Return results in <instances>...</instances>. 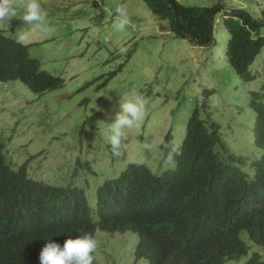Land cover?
<instances>
[{
	"label": "trees",
	"instance_id": "trees-1",
	"mask_svg": "<svg viewBox=\"0 0 264 264\" xmlns=\"http://www.w3.org/2000/svg\"><path fill=\"white\" fill-rule=\"evenodd\" d=\"M130 1L120 0L117 5H127ZM142 1L155 19L168 22L170 30L178 38L188 39L202 48L212 45L214 19L224 10L222 4L198 7L185 6L177 0ZM102 3L106 7V20L89 21L93 26L80 32V43L86 37H95L88 33L92 27L105 30L108 23L112 26L113 18L108 23L107 19L116 16L117 5L110 9L109 0ZM107 9L112 12L108 13ZM83 11L84 8L82 16H89L88 12L83 15ZM22 14L18 9L11 25L0 27V84L21 82L36 94L26 89L31 94L28 96L40 105L37 106L38 116L50 115L42 120H46L45 133H50L53 125L57 126L65 143L60 148L71 149L74 141H83L86 121L77 118L83 126L75 123L78 128L72 130L73 139H68L71 131L61 128L60 111L50 106V100L58 96L59 101L70 102L75 94L84 91V97L88 98L90 83L71 91L62 77L63 72L53 68L60 64L59 57L47 58L45 62L53 67L44 63L46 69L41 59L31 57L32 45L42 43L31 41L28 45L18 43L14 38L13 32L21 28ZM51 21L54 20L47 19V22ZM224 26L229 34L226 56L234 74L244 84H255L258 76L254 67L264 55V35L261 32L264 23L255 20L247 11L232 10ZM35 34L32 32L29 39ZM106 40L105 43L108 42ZM83 56H86V50ZM250 92L254 97L248 96L250 106L257 113L253 121L252 153L237 154L230 148L225 140L227 134H223L222 116L217 118L208 110L211 109L208 101L212 100L209 98L213 92L204 88L206 101L194 109L183 143L174 155L175 166L172 169L158 177L153 176L146 165L135 162L117 176L104 180L100 188L102 191L115 190V199L109 203L108 196L101 198L102 204L109 203L102 206L99 214L101 231L137 235L136 257L150 260L151 264L163 261L167 264H263L257 258L250 260L243 243V238L250 242H264V109L258 110L255 99L264 93ZM49 93L52 95L46 97ZM53 105L57 103L53 102ZM70 111L67 110L68 114ZM203 115L207 116L203 118ZM236 119L233 118L234 122ZM107 137L106 141L102 139V157L104 153L109 154L105 152ZM170 138L166 136L161 146L165 157L173 151ZM3 150L5 146L0 139V264H34L30 260L31 253L50 240L55 239L63 245L70 235H74L85 214L70 211L62 203L59 206L64 211L52 209L48 197L54 192L52 186L35 180L36 177H31L26 167L8 165L1 158ZM25 153L22 160L34 161L26 158ZM87 172V180L94 185L106 175L105 169L93 167L90 163ZM77 192V188H67L71 197ZM85 202L87 199L82 195L79 208L89 210L90 206L87 209ZM163 205L182 214H190L195 220L189 225L173 227L168 222L172 217L168 211L159 212L157 209ZM189 251L194 255H189Z\"/></svg>",
	"mask_w": 264,
	"mask_h": 264
},
{
	"label": "rangeland",
	"instance_id": "rangeland-1",
	"mask_svg": "<svg viewBox=\"0 0 264 264\" xmlns=\"http://www.w3.org/2000/svg\"><path fill=\"white\" fill-rule=\"evenodd\" d=\"M94 1L96 0H39L44 11L47 12L48 21L54 20L47 23L55 29V32L47 39H42L40 33L36 32L31 39L23 43L28 45L32 42L42 43L32 45L30 55L41 59L45 69L46 65L52 66L45 62L47 58L59 57L60 64L52 67L63 72L61 76L71 91H75L80 85L92 83L94 78L104 75L102 80H97L88 87L90 91L88 98L84 97V91L75 94V98L70 102L59 101L58 96L50 100V106L60 111L61 128L71 131L68 139H73L72 130L78 128L75 123L83 126L78 119H88L95 128L100 125L99 135L93 134L94 140L92 137H86L84 143L86 155H89L92 164L105 169L104 180L117 176L134 162L145 163L157 169V160L164 156L157 144L171 133V141L175 149L182 145L193 111L198 102L204 101V88L213 92L209 98L212 100L208 101L211 109L208 110L217 118L222 116L223 134H227L225 140L233 151L237 154L241 153V146L245 139L249 138V129L256 119V113L250 106L249 97L254 98L250 91L264 93V55L254 67L258 81L255 84H244L234 74L226 56L229 34L222 19L225 13L217 15L214 24L215 43L209 49L199 48L188 39L176 38L170 33V28L165 24L167 22H158L142 0H131L126 5L132 25L124 32L113 31L111 23L108 22L113 18L114 23L116 16H111L107 19L108 28L102 30L92 27L88 33L95 37H86L80 43V32L93 26L89 21L106 20L103 0L93 5ZM119 1L109 0L110 9H114ZM177 1L185 6L198 7H210L221 3L226 12L244 9L257 20H262L264 14V0ZM83 8V15L88 12L89 16H82ZM107 11L112 12L109 9ZM19 27L21 28L18 32H13L15 39L20 31H28L31 28L22 21ZM141 28L152 30L142 32ZM261 32L264 35V28ZM106 36H109V40H106ZM104 39L108 42L105 43ZM94 42L96 43L92 45ZM128 43L130 44L126 47ZM120 48L126 51L118 53ZM84 50L87 57L83 56ZM113 71L120 73L110 76ZM26 89L36 95L21 82L10 83L7 93H0V137L3 141H11L8 142L6 150L7 158L18 165L21 161L18 152L28 144L33 145L35 149L45 147L39 160L42 158L46 167H33L34 175L45 182L67 185L75 170L72 164L74 162L69 160L70 150L74 151L77 144L74 141L70 150L61 149V145L65 143L62 133H59L55 125L50 133H45L46 120L44 122L42 120L50 115L38 116L37 106L40 105L36 99L32 100L29 97L31 94L29 95ZM133 89L147 100L144 122L141 127L128 130L129 138L122 148V155L112 161L110 154L104 153V163L101 157L102 139L105 138L106 141L109 135L110 124L120 110L119 102L122 103ZM46 95L49 97L52 94ZM255 99L258 104H264L263 95ZM86 100H88L87 104ZM53 102L57 105L54 106ZM69 109L71 111L68 114ZM234 117L237 118V123L234 122ZM94 127L89 129L83 127V129L94 131ZM56 139L59 141L52 143V140ZM36 141H39L38 144ZM46 141L50 143L46 144ZM145 141L153 143L154 159H150L151 152L146 154L143 150ZM81 156L83 157V154ZM162 165L165 166L166 163ZM154 172L161 173L156 170ZM99 180L102 181V176ZM95 207L96 202L93 199L91 208L94 213ZM95 221H97L96 217ZM96 241L97 264H147L144 260H136L137 238L131 233L109 237L99 232Z\"/></svg>",
	"mask_w": 264,
	"mask_h": 264
},
{
	"label": "clouds",
	"instance_id": "clouds-1",
	"mask_svg": "<svg viewBox=\"0 0 264 264\" xmlns=\"http://www.w3.org/2000/svg\"><path fill=\"white\" fill-rule=\"evenodd\" d=\"M96 2L99 4L100 0H96ZM217 4H221V3H217ZM18 9H20L23 13L21 16V21L24 24L31 26V28L28 31H20L18 33L17 35L18 43H23L25 40L29 39L32 32H39L42 39H47L54 34L55 29L47 23V12L44 11L39 0H0V27L10 26L12 20L15 19L18 15ZM234 10H244V9H234ZM222 12L225 13L222 18L223 23H224L225 20L229 18V15L231 14L232 10L230 11L227 10L226 12L225 7H224V10ZM115 13H116V19L112 25V28L117 32H124L128 27L132 25V19L128 13L127 6L123 3L117 5L115 8ZM217 15L214 19V24H216ZM257 21L264 23V14H263V19L257 20ZM158 22L162 23L161 20H158ZM165 24H167V27L170 28V25L168 24V22ZM141 30L142 32H147L152 29L147 28V30H145L141 28ZM170 33L175 35L172 31ZM214 33H215V26H214ZM176 38L178 37L176 36ZM212 38H213L212 45L210 47L208 48L199 47V48L209 49L213 47L215 43L214 35ZM129 44H127L126 47ZM125 51L126 49L124 48L118 49V53L120 52L124 53ZM120 68H122V66ZM118 73H120V71H113L110 73V76H116ZM103 77L104 75H100L99 77L94 78L92 80V84H95L97 80H102ZM9 86H10V83H7L5 85L0 84V93L2 92L7 93ZM101 86L103 87L102 84ZM107 98L109 100L111 99V97H107ZM205 101H206V98L204 97V101L198 102V105L201 106ZM146 106H147L146 98L140 95L134 89L131 90L127 94V97L123 100L122 103L119 102L120 110L119 112L116 113L114 117V121L110 124L109 135L107 137L108 146L106 149H107V152H109L112 158V161H114L115 157H120L122 155V148L126 144L129 138L128 130L139 128L143 124L145 116H146ZM257 108L258 110L264 109V104L257 103ZM256 116H257V113H256ZM85 121H86L87 129H89L90 127H94V124L90 122L88 119ZM99 128H100V125L97 126L94 131L86 130V134L83 137V141L80 142L79 140H76V144H77L76 149L78 148L77 151L76 149L74 151L69 149L71 152L69 160L71 162H74L72 164L73 166H75V170L71 178L69 179V184L67 185H60L58 183L45 182L43 180L38 179L34 175L35 171H33V167L35 166L38 168L46 167V165L42 162V158L39 160V158L42 157L43 155L45 147L35 149L33 145L28 144L20 152H18V156L22 158V154L26 152L25 153L26 158L34 159V161L27 162L21 159V161L17 165L16 163L8 160L7 158L6 150H7L8 142H11V141L9 140L3 141L2 138L0 137V139L2 140L5 146V150L1 152V158H3V160L8 165H11L13 168L26 167L30 171V176L36 177L35 180L49 183L50 186H52V189H54V192L48 196L49 203H52V209L62 210L59 206V204L62 203L70 211L84 212L85 214L84 218L78 223V226H77V229L74 235H70L68 239L65 240L63 245L56 242V240L54 239L53 241L51 240L48 241L44 245V247L40 246L37 248V250H35L34 253H31L30 260L33 261L34 264H97L96 259H95V252L98 246L96 238L99 232L104 233L101 231L99 214L102 212L103 205H108L115 199V190L102 191V189L100 188V186L105 182L104 178L102 179V181L99 180L100 182L95 185L90 183L87 180L88 179V176H87L88 163H90L93 167H96V166H94L92 162L90 161L89 155H86V145L84 143V140L86 139V137H92V139L94 140V136L99 135ZM168 135L169 137L172 138L171 133L167 134V136ZM252 135H253V123H252L251 129H249V138L245 139V142L241 146L242 148L241 154H250L254 150V145L252 143L253 141ZM171 138H170V141H171ZM57 141L59 140L58 139L52 140V143L57 142ZM48 143H50V141H46V144ZM163 143H164V140H162L161 142H159V144H157V146L159 145L158 146L159 150L162 153H164V156H162V158L157 160L158 161L157 169H154L153 167L152 169L147 164L141 163L143 165H146L153 172V176L160 177L164 174V172L174 167L173 166V164L175 163L174 155L178 149L177 150L175 149L174 144L171 141L173 151H169L167 156L165 157V152L161 149V146L163 145ZM83 147H84V150H83ZM153 148H154V145L152 142L145 141L143 143V150L146 152H151L150 159L153 158V154H152ZM82 154H83V157L81 156ZM77 160L79 161V165H77ZM102 162H104L103 157H102ZM163 163H166V165L163 166L162 165ZM151 165L153 166V164ZM154 170H156L157 172H161V173H155ZM68 187H73V188L78 189V192L74 197H71L67 193ZM82 195L87 199V202L85 203L87 205V209H88V206H90L89 210H83L82 208H79L80 207L79 200ZM102 196H108L110 198V202L106 204H102V199H101ZM93 199H95V202H96V207H95L96 212L95 213H94V210L91 208V202ZM157 209L159 212L162 210L168 211V215L172 216L171 218H169L168 222H171L174 225L173 227H182L185 225H189L195 220L192 217V215L182 214L176 211L175 209L169 208L168 206H165V205L159 206L157 207ZM95 217L97 218V221H95ZM162 221L166 223V221L164 220ZM104 234L108 235L109 237H116L118 235L125 236L127 233L126 232H123V233L116 232L112 234H107V233H104ZM133 235L137 238V246H138V243H139L138 237L135 234ZM243 243L245 244L244 246L248 249L250 260L257 258L260 261V263L264 264V242H259V243L250 242L247 238H243ZM137 246H136V249H137ZM188 253L189 255H194V252L189 251ZM135 258L137 261L144 260L147 262V264H151L150 260L138 259L136 257V251H135ZM158 264H167V263L163 261ZM230 264H235V263H230Z\"/></svg>",
	"mask_w": 264,
	"mask_h": 264
}]
</instances>
